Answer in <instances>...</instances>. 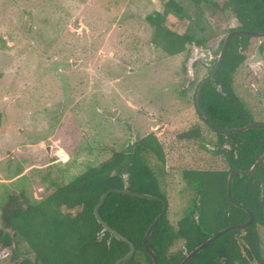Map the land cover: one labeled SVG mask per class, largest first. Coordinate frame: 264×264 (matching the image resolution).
I'll list each match as a JSON object with an SVG mask.
<instances>
[{"label": "rangeland", "instance_id": "obj_1", "mask_svg": "<svg viewBox=\"0 0 264 264\" xmlns=\"http://www.w3.org/2000/svg\"><path fill=\"white\" fill-rule=\"evenodd\" d=\"M162 3L0 0V204L20 191L39 200L59 174L67 181L108 159L112 149L152 133L164 146V175L158 178L168 218L175 224L182 216L190 191L181 169L220 163H209L199 143L176 141L178 132L199 120L195 89L210 65L194 58L193 44L174 57L154 49L143 20ZM204 14L211 26L207 39L236 27L230 15L224 25L221 16ZM240 70L237 92L264 107V46L262 62L250 68L247 61ZM246 82L250 99L243 94ZM258 232L264 257V228ZM181 247L179 242L172 251ZM0 264H13L9 250L0 249Z\"/></svg>", "mask_w": 264, "mask_h": 264}, {"label": "trees", "instance_id": "obj_2", "mask_svg": "<svg viewBox=\"0 0 264 264\" xmlns=\"http://www.w3.org/2000/svg\"><path fill=\"white\" fill-rule=\"evenodd\" d=\"M161 1V10L143 21L151 29L150 43L163 57L186 54L192 44L208 49L217 57L229 32L264 33L261 0H184L186 5L177 0ZM205 10L214 17L221 16L224 25L227 24L225 17L230 15L236 27L223 32L225 35L214 34L207 39L206 32L211 26ZM214 39L219 40L218 46H210L208 41ZM255 42L253 36H232L220 67L201 89L200 108L221 130L264 124V120L258 119L264 117V107L248 103L237 92L236 84L242 74L240 69L247 67ZM263 46L264 39H261V53ZM214 62L211 59L210 65ZM244 85L247 88L243 94L250 99V82ZM195 95L194 107L199 120L178 132L176 141L190 146L199 143L198 151L209 152V163H220V168L208 165L203 169L196 166L181 169L190 195L175 224L168 218V199L158 178L164 175V146L151 133L112 149L108 159L87 166L67 181L59 174L50 181L51 191L39 200L29 198L24 191L8 194L0 204V249L10 251L13 264H115L128 253L129 245L105 231L93 209L104 192L123 189V172L128 174L127 190L156 196L166 203L164 215L147 240L159 264H180L189 252L218 231L246 223L248 214L227 200V179L233 170H249L264 153V128L221 135L200 114ZM230 197L252 213L251 225L223 234L186 264H252L253 261L264 264L258 232L259 227L264 228V161L248 176H233ZM161 209L160 201L115 192L107 195L98 209L100 218L134 246L133 255L120 264H153L142 246V238ZM179 242L182 247L172 251Z\"/></svg>", "mask_w": 264, "mask_h": 264}, {"label": "water", "instance_id": "obj_3", "mask_svg": "<svg viewBox=\"0 0 264 264\" xmlns=\"http://www.w3.org/2000/svg\"><path fill=\"white\" fill-rule=\"evenodd\" d=\"M261 1L264 4V0H261ZM234 35H239V36H241V35H246L247 36L248 35V36L255 37L256 38V43L254 45V49H253V51L251 53V56L248 59V66L250 68H253V67H255L256 64L262 62V53L260 51V45H261V39H264V33L263 32L233 30V31L229 32L224 37L223 44L221 46V49H220L219 55L217 57L216 63L213 66V68L211 69V71L209 72V74L200 82V84H199V86H198V88L196 90V95H195L196 106H197V109L199 110L200 114L221 135H227L229 133H240V132H244L246 130L253 129V128H264V124H249V125H246V126H244L242 128H230V129H227V130H221L209 119V117L202 111V109L200 108V105H199L201 89H202V87L204 86V84L206 82L210 81L213 78L215 72L220 67V65H221V63L223 61L224 54L226 52V48L228 46V43H229L231 37L234 36ZM198 56L201 57V61H202L203 64H205L207 66L210 65V63H209L210 51L209 50H203L201 48H195L194 49V58H197ZM262 161H264V153L254 162V164L251 166V168L249 170H246V171L233 170V171H231L229 173L228 179H227V186H226L227 200H228V202L230 204H232L235 207L240 208L241 210L245 211L248 214V216H249L248 221L246 223H244V224L229 226V227H226V228L218 231L216 234H214L213 236L208 238L206 241H204L202 244H200L199 246L194 248L191 252H189L185 256V258L181 261L180 264H186L194 255H196L199 252H201L205 247H207L209 244L214 242L216 239H218L223 234H225L227 232H230V231H234V230H243V229H246L248 226L251 225V223L253 221L252 213L246 207H244L242 204L233 201L231 199V197H230L231 183H232V179H233L234 175L248 176V175L252 174L256 170L257 166ZM121 178H122V182H123V189L122 190H108V191L104 192L101 195L98 203L96 204V206L93 209V214H94L97 222L103 227V229L105 231H108L114 238L120 239V240L126 242L129 245L128 253L125 256H123L122 258L118 259L115 262V264H120L121 262L127 261L134 253V246L128 240H126L123 236H121L120 234H118L115 231H113L110 227H108V225H106L102 221V219L100 218V216L98 214V209L103 204V202H104L105 198L107 197V195L109 193H113V192L121 193V194H127V195L134 196L136 198L145 199V200L160 201L162 203L161 212L153 220V222L148 226V228H147V230H146V232H145V234H144V236L142 238V246H143L144 250L150 256V258L152 259L153 264H159L155 254L148 248L147 240H148L150 234L152 233L153 229L157 225V223L160 221L161 217L164 215L165 210H166V203H165L164 200H162L159 197L152 196V195H149V194H141V193H137V192H131V191L127 190V188H128V174L126 172H123L121 174ZM252 264H256V263L253 261Z\"/></svg>", "mask_w": 264, "mask_h": 264}, {"label": "flooded vegetation", "instance_id": "obj_4", "mask_svg": "<svg viewBox=\"0 0 264 264\" xmlns=\"http://www.w3.org/2000/svg\"><path fill=\"white\" fill-rule=\"evenodd\" d=\"M210 60H211V59H209V63H210ZM216 60H217V58L215 59V62H216ZM201 62H202V61H201ZM215 62H214V64H215ZM214 64H213L212 66H211V65H210V66L208 65V66L213 68ZM206 66H207V65H206ZM212 68H211V69H212ZM211 69H210V71H211ZM210 71H209V72H210ZM209 72H207V74L201 79V81H202V80H203V79L209 74ZM199 84H200V83H199Z\"/></svg>", "mask_w": 264, "mask_h": 264}, {"label": "clouds", "instance_id": "obj_5", "mask_svg": "<svg viewBox=\"0 0 264 264\" xmlns=\"http://www.w3.org/2000/svg\"><path fill=\"white\" fill-rule=\"evenodd\" d=\"M198 48V47H197ZM205 50H208V49H205Z\"/></svg>", "mask_w": 264, "mask_h": 264}]
</instances>
